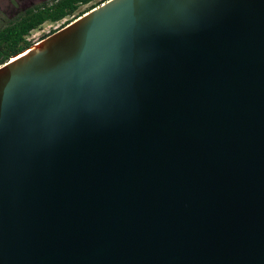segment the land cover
Here are the masks:
<instances>
[{"label": "water", "instance_id": "1", "mask_svg": "<svg viewBox=\"0 0 264 264\" xmlns=\"http://www.w3.org/2000/svg\"><path fill=\"white\" fill-rule=\"evenodd\" d=\"M0 264H264V0H106L1 64Z\"/></svg>", "mask_w": 264, "mask_h": 264}, {"label": "trees", "instance_id": "2", "mask_svg": "<svg viewBox=\"0 0 264 264\" xmlns=\"http://www.w3.org/2000/svg\"><path fill=\"white\" fill-rule=\"evenodd\" d=\"M93 1L47 0L28 8L7 24L0 25V65L6 62L12 55L29 47L32 42L27 39V35L31 30L39 27L44 22H58L73 15L71 19H66V22L61 24L64 26L66 23L106 0H99L86 7V9L77 12L81 5H86ZM75 12L77 13L75 14ZM54 31L52 30L50 33Z\"/></svg>", "mask_w": 264, "mask_h": 264}, {"label": "rangeland", "instance_id": "3", "mask_svg": "<svg viewBox=\"0 0 264 264\" xmlns=\"http://www.w3.org/2000/svg\"><path fill=\"white\" fill-rule=\"evenodd\" d=\"M45 1L47 0H0V25L7 24L9 21L19 16L25 9L33 7ZM97 1L99 0H94L93 2L86 5H81L77 12L86 9V7ZM77 12H75V14ZM72 16L66 17L58 22H44L39 27L31 30L27 35V39L31 41L32 44L35 43L36 41L41 39L42 36L49 34L52 30H57L58 28H60L62 26L61 24L66 22V19H71Z\"/></svg>", "mask_w": 264, "mask_h": 264}, {"label": "flooded vegetation", "instance_id": "4", "mask_svg": "<svg viewBox=\"0 0 264 264\" xmlns=\"http://www.w3.org/2000/svg\"><path fill=\"white\" fill-rule=\"evenodd\" d=\"M27 9H28V8H27ZM27 9H25L24 11H26ZM24 11H23V12H24Z\"/></svg>", "mask_w": 264, "mask_h": 264}]
</instances>
